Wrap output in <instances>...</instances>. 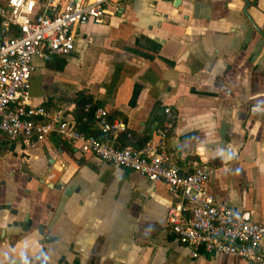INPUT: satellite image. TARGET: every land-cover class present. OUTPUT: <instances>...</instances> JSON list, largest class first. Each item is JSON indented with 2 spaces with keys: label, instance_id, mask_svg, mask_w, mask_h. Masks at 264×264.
<instances>
[{
  "label": "crops",
  "instance_id": "obj_1",
  "mask_svg": "<svg viewBox=\"0 0 264 264\" xmlns=\"http://www.w3.org/2000/svg\"><path fill=\"white\" fill-rule=\"evenodd\" d=\"M119 5L103 23L77 26L68 55L34 58L29 101L76 125L73 98L83 91L121 118L134 142H155L169 106L167 143L180 171L206 166L207 192L264 223V0ZM178 200L165 182L82 153L58 134L37 149L3 138L0 264H264L191 257L166 219Z\"/></svg>",
  "mask_w": 264,
  "mask_h": 264
},
{
  "label": "built area",
  "instance_id": "obj_2",
  "mask_svg": "<svg viewBox=\"0 0 264 264\" xmlns=\"http://www.w3.org/2000/svg\"><path fill=\"white\" fill-rule=\"evenodd\" d=\"M44 0L36 10V0H7L0 5V140L20 141L25 148L37 149L50 135L78 142L82 153L138 172L154 182H165L179 194L167 212V222L190 256L202 252L240 256L261 262L259 245L264 239V223L250 210L237 209L207 192L206 166L197 164L181 172L176 154L167 143L174 129L169 106L155 130L156 140L140 146L117 147L118 133L130 136L121 118H110L108 111L93 100L85 104L93 122L107 139L87 135L60 112L29 101V87L35 70L34 58L49 61L68 55L74 49V31L88 22L103 23L121 10L120 0Z\"/></svg>",
  "mask_w": 264,
  "mask_h": 264
},
{
  "label": "trees",
  "instance_id": "obj_3",
  "mask_svg": "<svg viewBox=\"0 0 264 264\" xmlns=\"http://www.w3.org/2000/svg\"><path fill=\"white\" fill-rule=\"evenodd\" d=\"M92 100L91 96L84 94L83 91H79L76 96L73 98L74 103V119L76 121V128L87 135H95L100 139H107L109 135H104L93 122L92 113L89 111H85V104ZM45 107V106H44ZM47 108V107H46ZM48 109V108H47ZM131 134V133H130ZM132 134L128 136L126 133H123L115 139V144L117 147H126V146H139L141 145L145 139L140 142H134L132 140Z\"/></svg>",
  "mask_w": 264,
  "mask_h": 264
},
{
  "label": "water",
  "instance_id": "obj_4",
  "mask_svg": "<svg viewBox=\"0 0 264 264\" xmlns=\"http://www.w3.org/2000/svg\"><path fill=\"white\" fill-rule=\"evenodd\" d=\"M176 1H177V0H176ZM72 189H73L72 186H71V187H66L64 191H65V193H69V191L72 190ZM21 223H22V222H21ZM22 224H23V223H22Z\"/></svg>",
  "mask_w": 264,
  "mask_h": 264
}]
</instances>
